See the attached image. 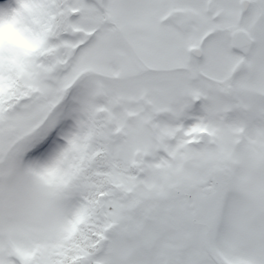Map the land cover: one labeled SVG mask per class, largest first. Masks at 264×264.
I'll return each instance as SVG.
<instances>
[{"label":"snow or ice","instance_id":"1","mask_svg":"<svg viewBox=\"0 0 264 264\" xmlns=\"http://www.w3.org/2000/svg\"><path fill=\"white\" fill-rule=\"evenodd\" d=\"M0 264H264V0H0Z\"/></svg>","mask_w":264,"mask_h":264},{"label":"clouds","instance_id":"2","mask_svg":"<svg viewBox=\"0 0 264 264\" xmlns=\"http://www.w3.org/2000/svg\"><path fill=\"white\" fill-rule=\"evenodd\" d=\"M6 39L8 38V37H5ZM18 39H20V40H23V38L22 37H18Z\"/></svg>","mask_w":264,"mask_h":264}]
</instances>
